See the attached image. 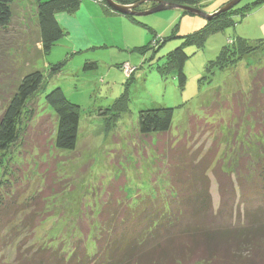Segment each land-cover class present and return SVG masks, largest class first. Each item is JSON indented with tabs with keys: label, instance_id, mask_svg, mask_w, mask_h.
Returning a JSON list of instances; mask_svg holds the SVG:
<instances>
[{
	"label": "rangeland",
	"instance_id": "obj_1",
	"mask_svg": "<svg viewBox=\"0 0 264 264\" xmlns=\"http://www.w3.org/2000/svg\"><path fill=\"white\" fill-rule=\"evenodd\" d=\"M217 1L221 0H198L196 7L206 12ZM152 5L148 0L142 1L135 10H147ZM246 6L245 15L234 14L233 25L208 34L199 48L184 44L181 36L200 29L206 19L173 8L135 17L138 24L127 18L133 26L127 27L136 44L92 52L70 50V43L77 35L74 33L65 35L44 54L40 51L35 1L12 2L11 22L0 28V114L22 74L39 70L46 75L49 64L62 60H66L63 71L49 81L45 93L60 87L70 102L79 105L80 113L78 142L72 151L56 150L49 134L34 130L9 152H0V178L7 170L15 178L13 191L21 199L37 195L39 206L44 208L42 216L46 217L34 231V244H53L67 250L74 237L82 236L81 230H88L91 232L87 246L92 247L90 237L108 191L117 193L116 185L123 186L125 193L133 197L151 191L153 186L164 187L168 180L167 162L162 155L164 147L160 146V137L138 133L137 115L141 109L174 107L171 135L177 139L189 131L191 116L203 119L212 131L204 130L202 124L188 144L203 153L216 142L224 166L233 152L243 147L246 152L256 151L264 146V138L255 135L258 125L264 127V113L259 120L246 101L252 92L253 78L263 76L264 49L212 75L204 70L206 63L226 45L227 38L264 40V0H241L235 8ZM153 35L166 38L157 52L146 50L140 54L135 50L150 44ZM181 45L189 56L183 67L187 80L182 89L172 74L161 75L156 69L157 64L165 62L167 52ZM85 61L96 62V67L84 70ZM126 64L129 68L136 67L134 73L132 67L129 70L124 67ZM124 89L129 95V111L115 125L105 123L106 118L99 110L110 108ZM44 94L40 95L41 100ZM240 97L243 104L234 100ZM33 125L38 122L33 121ZM209 178L212 202L217 207V183L210 173ZM233 206V221L238 220L237 213L243 219L246 205L238 195ZM8 251L1 254L0 264L10 261L13 251Z\"/></svg>",
	"mask_w": 264,
	"mask_h": 264
},
{
	"label": "trees",
	"instance_id": "obj_2",
	"mask_svg": "<svg viewBox=\"0 0 264 264\" xmlns=\"http://www.w3.org/2000/svg\"><path fill=\"white\" fill-rule=\"evenodd\" d=\"M13 1L0 0V28L11 22ZM34 1L40 51L47 54L67 35L55 15L59 12L74 13L82 0ZM94 1L107 14L121 15L139 23L135 16L115 12L104 0ZM113 1L134 4L141 0ZM148 1L154 6L159 0ZM162 1L196 7L198 0ZM235 6L206 20L195 32L181 36L184 44H194L199 48L208 34L233 25L234 14L243 16L248 11V6ZM165 41L166 38L153 35L150 44L135 47V50L140 54H145L146 50L155 53ZM262 49V39L254 42L240 36L229 37L217 56L206 63L204 70L207 75H212L215 71L235 66L244 57ZM188 58L183 46H177L167 52L165 62L157 64L156 69L161 75L172 74L182 89L187 80L183 67ZM65 65L66 60H62L49 64L46 75L39 70L21 75L0 114V152H9L34 130L49 134L51 145L56 150L72 151L76 148L80 127L79 105L70 102L60 87L45 93L49 81L59 75ZM95 67L94 61H85L82 66L84 70ZM132 68L134 73L136 67ZM262 70V77L253 78L252 92L246 99L259 120L264 113ZM234 100L239 104L244 101L241 97ZM128 102L129 95L124 89L110 108L100 109V115L106 118L105 123L115 125L129 111ZM173 115L174 107L139 110L138 133L144 137H160L168 180L164 187L153 186L151 191L139 192L133 197L125 193L123 186L116 185L117 193L108 191L96 216V229L90 237L92 247L87 246L91 232L88 230H81L82 236L74 237L67 250L53 244H34V231L46 217L42 216L45 213L39 206L40 198L35 195L21 199V195L11 187L15 178L7 170L3 171L0 178V260L9 250L13 252L9 253L7 264H264L261 253L264 245L259 246L264 243V146L248 152L243 147L241 151L233 152L224 166L219 156L220 146L216 142L203 153L193 150L188 144L202 124L204 130L212 131L207 128L209 124L191 116L189 131L177 139L171 135ZM33 121L38 125H33ZM255 135L264 138V127L258 125ZM209 173L217 183V207L212 202ZM237 195L246 206L243 219H239L237 213L238 220L233 221V203ZM257 202L259 204L256 205Z\"/></svg>",
	"mask_w": 264,
	"mask_h": 264
},
{
	"label": "crops",
	"instance_id": "obj_3",
	"mask_svg": "<svg viewBox=\"0 0 264 264\" xmlns=\"http://www.w3.org/2000/svg\"><path fill=\"white\" fill-rule=\"evenodd\" d=\"M221 1H217L206 12L215 11L222 4ZM55 16L67 34H77L74 41L70 43V50L92 52L95 49L136 44L133 35H130L131 30L127 27L130 26L127 18L105 13L94 0H82L79 8L72 14L59 12Z\"/></svg>",
	"mask_w": 264,
	"mask_h": 264
},
{
	"label": "water",
	"instance_id": "obj_4",
	"mask_svg": "<svg viewBox=\"0 0 264 264\" xmlns=\"http://www.w3.org/2000/svg\"><path fill=\"white\" fill-rule=\"evenodd\" d=\"M104 1L112 10H114L115 12H117L119 14H123V15H132L135 17H139V16H144V15L152 14L155 12L167 10V9L178 8V9H181L183 11L189 12L190 14H195V15L203 17L206 20H209V19L213 18L214 16L233 8L241 0H229L228 2L221 5L219 8H217L215 11H213L211 13H206V12H204L200 9L194 8V7L175 4V3H168V2H165L162 0L157 1L156 2L157 4L153 7H151L150 9L143 10V11L135 10V8H137V6L139 5L140 2H142V1L144 2L146 0H141L140 2H137L134 4H119L113 0H104Z\"/></svg>",
	"mask_w": 264,
	"mask_h": 264
},
{
	"label": "built area",
	"instance_id": "obj_5",
	"mask_svg": "<svg viewBox=\"0 0 264 264\" xmlns=\"http://www.w3.org/2000/svg\"><path fill=\"white\" fill-rule=\"evenodd\" d=\"M125 66H126L127 70L131 69V67L129 68V65L126 64V65H124V67H125ZM127 70H126V71H127ZM132 70H133V68H132Z\"/></svg>",
	"mask_w": 264,
	"mask_h": 264
}]
</instances>
